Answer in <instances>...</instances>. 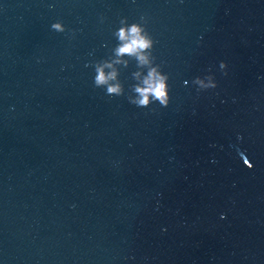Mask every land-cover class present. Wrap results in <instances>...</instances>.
Listing matches in <instances>:
<instances>
[{
    "label": "water",
    "instance_id": "1",
    "mask_svg": "<svg viewBox=\"0 0 264 264\" xmlns=\"http://www.w3.org/2000/svg\"><path fill=\"white\" fill-rule=\"evenodd\" d=\"M0 264H264V0H0Z\"/></svg>",
    "mask_w": 264,
    "mask_h": 264
},
{
    "label": "clouds",
    "instance_id": "2",
    "mask_svg": "<svg viewBox=\"0 0 264 264\" xmlns=\"http://www.w3.org/2000/svg\"><path fill=\"white\" fill-rule=\"evenodd\" d=\"M144 20L145 18L142 16L141 21ZM52 28L57 31H64L61 23L53 24ZM117 35L123 42L116 50L118 56L125 54L136 55L141 64L149 63L148 56L144 53L146 50L153 49L155 41L142 24L133 23L130 26L121 27ZM97 73L95 78V84L97 86L108 84L109 80L115 79L114 73L106 76L102 68H98ZM167 81L168 77L166 75H162L156 68H152L145 78L143 86H137L135 89L136 93H138V98L130 100L129 102L137 107L146 108L151 102L155 101L162 107H167L170 102L169 85ZM195 82L202 88L215 87L214 83L205 85L199 78H197ZM121 93L122 89L120 85L108 84L107 95L119 96Z\"/></svg>",
    "mask_w": 264,
    "mask_h": 264
}]
</instances>
